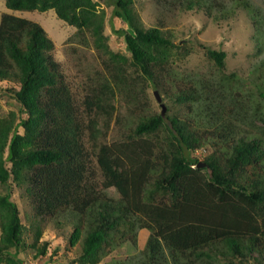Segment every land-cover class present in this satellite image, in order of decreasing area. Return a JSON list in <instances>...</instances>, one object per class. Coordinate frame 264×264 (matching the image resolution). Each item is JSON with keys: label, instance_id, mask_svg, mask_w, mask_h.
Instances as JSON below:
<instances>
[{"label": "trees", "instance_id": "16d2710c", "mask_svg": "<svg viewBox=\"0 0 264 264\" xmlns=\"http://www.w3.org/2000/svg\"><path fill=\"white\" fill-rule=\"evenodd\" d=\"M2 1L0 83L17 85L2 92L19 111L0 116V264H25L18 254L28 249L45 256L48 243L37 248L43 229L63 225L61 218L73 228L69 246L79 249L71 264H99L125 242L135 246L140 230L148 236L138 255L114 264H264V139L241 136L228 120L205 127L167 108L163 116L150 110L148 88L172 96L164 82L176 81L168 72L182 49L163 23L145 28L133 0H109L111 19L123 26L115 32L125 45L119 54L107 45L105 12L93 0ZM49 10L106 58L80 100L45 31L15 14ZM205 54L223 67L225 52ZM200 94L174 93V102ZM114 116L119 133L107 142ZM15 189L30 209L28 225Z\"/></svg>", "mask_w": 264, "mask_h": 264}, {"label": "rangeland", "instance_id": "374dc122", "mask_svg": "<svg viewBox=\"0 0 264 264\" xmlns=\"http://www.w3.org/2000/svg\"><path fill=\"white\" fill-rule=\"evenodd\" d=\"M99 9L105 12L104 35L109 49L115 53L125 54L123 39L115 32L123 28L116 19H111L113 7L109 0H93ZM134 10L145 28L163 23L171 34L175 44L182 47L172 58L168 74L173 79L164 82L169 94L160 93L162 103L169 116L181 119L204 121L216 126L223 121H231L241 136L261 137L264 139V0H133ZM198 5H197V4ZM8 12L0 0V15ZM16 15L27 18L41 26L47 37L53 42L51 55L59 63V68L77 100L83 98L89 86L95 83L96 73H104L102 55L92 47L89 35L85 44L73 27L59 20L52 10L40 13L21 12ZM207 50L223 51L226 56L222 68L206 56ZM186 52V56L181 54ZM12 82L0 83V116L9 111L18 113L15 100L2 91L16 88ZM261 86V87H260ZM196 89L201 98L187 104H175L177 93ZM159 91V90H158ZM150 110L160 113L161 107L154 97L152 87L146 90ZM199 95V96H200ZM202 100V101H201ZM204 101V103H203ZM199 102V103H198ZM198 103V104H197ZM208 103L211 108H206ZM116 108L122 118L128 113L122 100L116 102ZM215 115V116H214ZM218 117V118H217ZM238 130L236 132H238ZM119 129L113 117L105 141L117 137ZM239 136V135H237ZM195 156L202 161L203 153L197 151ZM2 192V188H0ZM108 196L117 197L113 189ZM17 204L21 222L28 225L27 214L30 209L19 189L12 195ZM61 226L48 224L41 234L37 248L47 242V253L35 257V250H25L18 254L25 264H71L77 258L78 245L70 247L68 239L73 231L71 224ZM67 222V221H66ZM148 233L137 232L136 245L125 242L122 246L105 256L99 264H114L137 256L147 240ZM31 236L26 242L31 243ZM234 264H240L236 261ZM242 264H255L253 261Z\"/></svg>", "mask_w": 264, "mask_h": 264}, {"label": "water", "instance_id": "95a60500", "mask_svg": "<svg viewBox=\"0 0 264 264\" xmlns=\"http://www.w3.org/2000/svg\"><path fill=\"white\" fill-rule=\"evenodd\" d=\"M154 97L156 99V102L160 105L161 107V114L162 116L165 114L166 112V106L162 103V98L159 96L158 92L157 91H154ZM204 165L201 164V163H198L197 167L198 168H201L203 167Z\"/></svg>", "mask_w": 264, "mask_h": 264}]
</instances>
